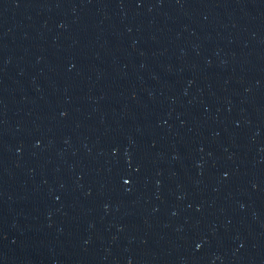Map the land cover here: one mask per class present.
Here are the masks:
<instances>
[{
    "label": "water",
    "instance_id": "obj_1",
    "mask_svg": "<svg viewBox=\"0 0 264 264\" xmlns=\"http://www.w3.org/2000/svg\"><path fill=\"white\" fill-rule=\"evenodd\" d=\"M263 30L264 0H0V264H162Z\"/></svg>",
    "mask_w": 264,
    "mask_h": 264
}]
</instances>
